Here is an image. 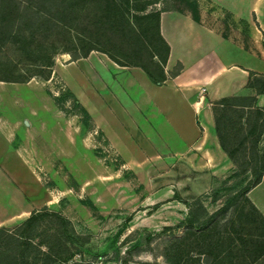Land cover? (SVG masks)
Instances as JSON below:
<instances>
[{
    "label": "rangeland",
    "instance_id": "obj_1",
    "mask_svg": "<svg viewBox=\"0 0 264 264\" xmlns=\"http://www.w3.org/2000/svg\"><path fill=\"white\" fill-rule=\"evenodd\" d=\"M164 10L186 12L247 50L262 51L253 47L251 21L233 19L210 0H0V80H35L41 109L50 115L40 118L38 159L22 167L20 189L30 193L34 185L28 215L46 207L67 219L71 232L65 248L58 245L54 224L44 217L37 229L42 233L45 227L43 242L7 237L2 229L17 232L23 220L5 222L1 193L11 182L0 174V264H61L46 261L49 253L73 256L65 264L79 259L91 264H264L257 262L264 243L256 237L264 218V172L255 186L242 191L264 164V110L254 113L264 107L263 100L258 102L264 99V74L249 73L245 90L231 95L233 104L246 106L243 110L228 106L223 111L216 106L223 97L203 98L201 109L208 110L211 127L192 139L173 132L165 120L169 112L161 116L149 107L136 125L144 141L125 121L133 114L131 102L124 100V116L101 104L88 112L51 77L55 62L66 59L61 54L92 49L89 53L115 59L132 75L131 67L142 66L153 84H162L172 69L165 68L166 48L157 30ZM261 40L264 48L263 33ZM199 89L197 100L207 92ZM95 120L103 122L101 128ZM244 197L257 211L241 209ZM24 198L31 204L30 196ZM222 207L225 212L206 217ZM205 254L206 263L201 261Z\"/></svg>",
    "mask_w": 264,
    "mask_h": 264
},
{
    "label": "crops",
    "instance_id": "obj_2",
    "mask_svg": "<svg viewBox=\"0 0 264 264\" xmlns=\"http://www.w3.org/2000/svg\"><path fill=\"white\" fill-rule=\"evenodd\" d=\"M210 1L235 20L251 21L256 30L249 33L253 47L256 50L260 47L262 51L247 50L231 37L202 26L186 12L167 10L158 15V33L168 46L165 68L170 70L177 61L181 63L182 69L176 76L163 80L162 84H153L140 68L131 67L132 75L122 71L107 56L91 52L74 61H69L67 54H61L66 59H62L63 63L55 62L51 77L63 83L88 112L101 104L107 111L121 110L124 116V100H128L133 114L126 115L125 121L130 120L135 128L141 126L143 113L153 107L161 116L169 112L165 116L166 123L180 139H192L196 132L203 133L211 127L208 110L201 109L203 98L212 101L242 93L249 73L264 74V57L259 54L264 53L263 45L259 46L264 34V0ZM39 87V83L30 79L0 81V174L11 182L1 193V201L7 205V210H2L7 223L24 220L29 216L31 205L34 206L31 198L34 185L28 187L29 193L22 191L19 184L25 178L22 167L34 165V160L38 159L40 118L50 116L41 109ZM198 89L199 93L205 89L206 97L197 100ZM94 116L91 113L95 119ZM102 124L95 120L99 128ZM136 131L144 141L143 132L138 128ZM65 134L64 131V137ZM23 193L30 196L31 204Z\"/></svg>",
    "mask_w": 264,
    "mask_h": 264
},
{
    "label": "trees",
    "instance_id": "obj_3",
    "mask_svg": "<svg viewBox=\"0 0 264 264\" xmlns=\"http://www.w3.org/2000/svg\"><path fill=\"white\" fill-rule=\"evenodd\" d=\"M164 11H167V10H164ZM192 19L194 21L198 22V20L196 18L192 17ZM157 30H158V19H157ZM163 43H164L165 48H166V50H165L166 54H165V58H164V63H165L166 62V56H167V53H168V46H167V44L164 41H163ZM91 50L92 49L87 51L85 54H79L77 51L67 52L68 55H69V61H74V60H76L78 58H85L87 56V54ZM108 58L110 60H112L113 62H115L116 64H118L115 59H112L111 57H108ZM136 67L140 68L148 76V78L150 79L151 82H154L153 78H152V76H151V74L149 73L148 70H146L142 66H136ZM181 69H182L181 63L179 61H177L172 66V69L169 71V77L167 79L172 78V77L176 76L177 74H179ZM163 80H165V79H163ZM0 81H11V80H0ZM11 82H16V81H11ZM158 83L160 84L161 82H158ZM234 98H236V97L235 96H231V97H228V98L223 97L219 102L216 103V106L220 110H223V111H226V108L228 106H230V107L237 106L239 109L243 110V108L246 107V106L245 105H240V104H233L232 101L234 100ZM260 110H264V107L263 108L254 109V113L259 115L258 113H260ZM218 121H219V119L217 117H214V119H213L214 131L216 133L217 139L219 140V144L224 149V145H223V142H222L223 137L219 133L220 129H218ZM197 125H198V123H197ZM254 126H255V124H254ZM251 129H255V128L253 127ZM263 131H264V129H263ZM251 132L253 133L252 130L250 131V134H251ZM263 157H264V153L262 154V158ZM263 172H264V164L260 165L257 169H255L254 173L250 176V178H248L247 182L245 183V186L242 188L243 189L242 190L243 193H245L249 188L255 186L258 183L259 177L262 175ZM252 177H253V179H252ZM244 198H245V202H244L243 205H241V209L243 210L244 206H247L252 211H257L256 208L254 207L253 203H251V201H249V199L247 197H244ZM225 209H226V207L225 208L222 207V208L218 209L219 211L218 210L214 211L213 213L210 214L211 216L208 215L206 217L207 218L209 217V219H211L212 215H218L220 213H223V212L226 211ZM238 211H239V209H238ZM44 217H49L50 221L53 222L54 228L56 229V234H53V237L55 235V238L58 241L57 244L61 245V246H64V248H65V245H66L65 241L67 239H69L71 241V239L68 237V235L71 232H70V230L67 229V226H70V223H69V221L67 219H65L59 213H57V212H55L53 210H50V209H48L46 207H43L41 209H35V210L31 211L30 215L25 220H23L22 222H20L18 224L17 232L12 233V231H10V230H8L6 228H3L2 230L6 232L5 235L7 237L16 238L18 240H26V239L30 238L29 236H31L33 238L37 237V238L41 239L40 242H43L42 241V236L46 232L45 227H44L42 233L39 232L37 229L40 228V227L38 228V225H39L40 221H42V219ZM31 229H32V232H29L28 230H31ZM187 230H191V228L188 227ZM47 236H49V235H47ZM256 237H258V239H260L259 242L264 243V218L263 217L260 218V229H259V232L257 233ZM263 254H264V252L262 251L257 256V262L264 260L263 259L264 257L260 258ZM45 256L48 258L46 261H48L49 259L50 260L53 259L55 261H59L61 264H65L67 262L66 260L68 258L71 259L73 257V256L71 257V255H69L70 257L68 256L66 258H63V257L59 258L58 256H56V253L45 254ZM202 258H203V259H201L202 262L206 263V262L209 261V255L205 254ZM53 260H52V262H53ZM70 264H91V262L90 261H86L84 259H79V261H75V262L70 263Z\"/></svg>",
    "mask_w": 264,
    "mask_h": 264
}]
</instances>
